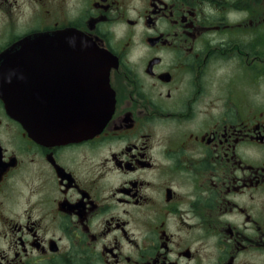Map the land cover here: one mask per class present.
<instances>
[{
	"label": "flooded vegetation",
	"instance_id": "af4514ba",
	"mask_svg": "<svg viewBox=\"0 0 264 264\" xmlns=\"http://www.w3.org/2000/svg\"><path fill=\"white\" fill-rule=\"evenodd\" d=\"M71 31L113 111L36 141L8 106L84 111L91 67L0 73V264H264V0H0V57Z\"/></svg>",
	"mask_w": 264,
	"mask_h": 264
},
{
	"label": "water",
	"instance_id": "95a60500",
	"mask_svg": "<svg viewBox=\"0 0 264 264\" xmlns=\"http://www.w3.org/2000/svg\"><path fill=\"white\" fill-rule=\"evenodd\" d=\"M39 42L38 40L23 42L18 51L2 55L1 67L5 69H1L0 73H11L10 80L20 81L22 78L20 67H31L30 71H35L39 65L37 60H52V50L58 47L59 60H82L75 62L74 65L90 66L92 69L91 91L87 94L86 109L55 113L51 110L32 111L11 103L8 106V113L23 125L29 137L39 142L62 143L95 136L103 129L113 111L112 94L108 85L109 73L107 68L103 70L107 55L99 51L89 39L72 31L60 32L58 37H43ZM95 66L99 67L97 71H93ZM85 79H89L87 74ZM13 97L17 96L12 95L11 98ZM42 104L50 105V101L47 103L43 101Z\"/></svg>",
	"mask_w": 264,
	"mask_h": 264
}]
</instances>
